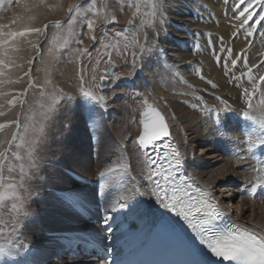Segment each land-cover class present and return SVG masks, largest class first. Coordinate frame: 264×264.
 Returning a JSON list of instances; mask_svg holds the SVG:
<instances>
[{
	"label": "rangeland",
	"instance_id": "rangeland-1",
	"mask_svg": "<svg viewBox=\"0 0 264 264\" xmlns=\"http://www.w3.org/2000/svg\"><path fill=\"white\" fill-rule=\"evenodd\" d=\"M173 1H175L176 5L179 3L181 4L182 2V0ZM197 1L200 4V0H195L194 3H196ZM168 2V0H165V5ZM93 3H95L96 5L95 9H93ZM147 3L148 0H0V59L4 58L3 52L5 46L3 45V41L7 37L8 33L24 31L28 28L42 29L41 34L31 33L23 38H18L13 44V47L16 49V51L9 53V56L14 61L13 65L10 67V69L0 68V71L6 72L5 76L0 77V81H3V83H0V112L4 113V115H0V124L8 125L3 130H0V151H5L8 148H6V143L10 140V138L12 139L13 133L17 131L15 124L11 123L12 121H19L21 127H23L25 124L31 123L35 124L38 127L43 126L45 130V137L41 140V143L39 144L37 149V155L40 158L39 166L38 168L33 169L30 178H27L25 180V186L29 188V193H24L27 202V210L30 202L34 197L33 193L36 195V192L32 190L31 185H33L35 181H38L37 183L40 186H46L48 185V179L51 180L53 177L57 179V176L54 173H52L49 178H47V174L45 172V176L42 174V160L44 159L43 151L45 144L43 141L50 133L49 131L47 132L48 129L46 127L48 126V122L50 123L51 121H54L56 119V115L62 113L59 119V122H61V124L59 125L61 127V132L58 137L60 139L63 138L66 150H69L70 147L74 146L75 152H77V154H80L77 158L75 157V159L85 157L86 159L93 160L94 163L89 166L86 165L87 161H76L77 169H82L80 172H85V175L87 176V173H89V178L82 175L81 173H75L68 170H58V173L61 174V178H69L77 185L91 188L93 192L90 195H87L88 193H80L79 195L75 196H64L68 192L63 193L57 189H50V191H52V193H50L54 194L51 196L52 198H50V201L53 202V204H55L57 208L62 209L63 213L68 212L72 216L77 215V218L82 219V221H80V224L84 223L85 220L79 217L78 214H76L74 205H84L88 210H93L99 207L105 210V215L116 214L121 219L126 218L121 211L115 213L106 211L110 208L105 202V197L109 196L115 190L114 187H120V185L121 187H124V191L123 193H120V196H126L127 190H125V188L126 186L128 187V181H130V178L132 177L129 171L127 174H124L121 169L117 174H114L112 179H109V182L104 185V188L107 187L106 189H104L107 192L102 191V184L105 182V178H102V183L100 185L101 189H97V187H91L87 185L86 182L89 180H91L89 182H93L94 180L96 181L98 177H101L100 175L98 177H95L94 174L100 173L105 165L109 162V160L110 162L112 160V163H114L115 166L125 165L124 158L126 155L120 152V150H123L122 145L124 141L122 139L120 141L116 137V135L113 134V127L109 126L116 123L117 117L121 115V107L117 112H114L112 109V101L116 98V94L114 93L119 87L121 88L122 86H124L123 88L125 89V93H127V95L132 94V87L130 85L132 82L127 80L128 78H126L125 76L131 73L132 70H134L136 67V63L135 66H133V57L131 55L133 51H135L136 53V58L137 56H139L143 61H145L147 57L150 59L152 55L156 54L159 51L158 48L161 49V47H164L162 41H158L157 38L158 31L155 30L157 24L154 27L148 26V24L150 23V19L146 15V13L150 11V8L146 6ZM236 3V0H228V2L226 0V3H222V5L227 10L228 7L232 9L234 8L233 12L235 13L237 9H235L234 4ZM77 4L81 7L80 13L75 15L70 14L68 9ZM137 4L140 6L139 12L136 8ZM212 7H214V5H212ZM176 8L178 7H175L173 10H175ZM209 12L214 18L216 17L215 12H217V9L212 8ZM224 14H226L225 11ZM70 15L73 16L74 21V23H72L71 25V36L68 35ZM259 15H264V12H260L259 8H257V16ZM200 16L203 20L201 14ZM112 17H115L114 21L111 20ZM229 17H232V15ZM158 18L159 15L157 14L156 19L159 22ZM256 18L257 17H254L253 19ZM89 20L93 21L94 30H89V28L87 27ZM56 22H59L62 27H54L53 25ZM230 24H228L229 27L232 26ZM45 25H48L47 29L44 28ZM262 25H264V22H261L260 24H251L250 28L248 25H245L244 28L240 27L244 29L245 32L250 31L252 34L255 32L253 38H249V35L244 37V39L247 40L246 43H249L248 45H244V54L247 53L246 55H250V57L253 56L254 61H246L248 62V64H252L250 65V67H252L253 70L256 69L258 71L256 72V77L264 75V26ZM252 28H255V31L251 30ZM125 29H127L130 33H134L139 38V41L140 38L145 36L147 32L150 38L148 43H146L147 45L145 44L144 48L150 49V51H145V54L144 52L143 54H141L140 44L135 48L129 47L125 49L123 46V42H121L119 50H113L112 48L105 49L104 45L111 44L118 39L117 37H115V33L124 31ZM238 31H234L237 37H239ZM256 32H260L261 35H259L260 38L258 40V49H255L253 44L250 45V42L255 43L256 41ZM93 36L95 37V39H92ZM64 37H67L66 44ZM227 41L228 39L223 42L225 46L228 45ZM34 45H38L39 49L37 50ZM50 49L51 54L49 51ZM82 49H87V53H80L79 50ZM106 51L111 53V65L108 64V58L104 54ZM144 56H146V58ZM41 57H43V59H41ZM30 60L32 61L31 63H29ZM183 64H185L184 70L186 72H189L186 75L183 74V76L190 80L184 82L189 84L192 87V90L184 89V91H178L175 85L172 86L170 84H166L164 81H161L162 79L158 78V81L150 80V78H148L146 75H143V81H145L146 90L151 93L154 98V101L152 102V105L154 107L160 108V106L158 105L160 103H163L164 106L168 109L169 103L172 101V99H175L174 97H182L184 98L183 100L188 102V104L192 106L194 105L199 110L203 109L204 107L208 110H211L212 112H214L215 118L221 117L220 115H224L225 113L227 115L228 113L231 117H227L228 119L233 118V120L235 119V121H240L241 119H236L231 114L232 112H239L241 114L240 117L244 119L242 113L245 111H249L247 101L245 102V104H243V108L240 109L234 108L233 105H228L226 102H224L228 100L222 93H218V98H213L214 100H210L209 98L200 95L201 91H205L212 95L214 94L215 87L211 85L213 83V79L211 77L202 76L203 79L200 80L201 75H195V71H199L198 67L200 65L197 60L192 59L191 61L183 62ZM110 67H113L115 76L107 81V86L105 88L98 90V95H103L105 97L106 106H101L96 104L94 101L86 100L82 95L81 89L89 88L92 86L93 75L97 76L98 82V76L102 75ZM179 70L183 71L182 68H179ZM25 73H29V75H25ZM81 75H83L84 81H81ZM231 75L232 76L227 79H231L229 83L233 82L239 77H242L241 73L237 75ZM232 78H234V80ZM9 80H11L12 83H9ZM160 82L163 83L165 87H167V89L169 88L168 91L165 87H161ZM30 84H34L35 87H30ZM240 87L241 88L237 90L244 89L243 85H241ZM261 87V91H258L251 100L254 109L251 110L252 113L250 112V114L253 115L254 118H256L257 115L260 118V114L254 113L258 111L255 107L259 106V104H264V85H262ZM171 90L174 96H172ZM20 93L26 94L24 96H20ZM13 99H16L17 101L15 105L9 103V101ZM126 102L127 101L124 102L125 107L128 106ZM73 104H75L76 106H73ZM210 106L212 107V109ZM222 106L224 107V111H222ZM130 115L131 114H129V116ZM129 116L127 118V121L129 119ZM131 117H133V115L130 116V119ZM221 118L216 119L219 121ZM175 121L178 122L177 118L175 119ZM79 123H81L82 126L86 125L87 127L85 126L86 128L82 130V127L79 126ZM244 123L245 125H243V129L247 127L249 129L257 128V130H259L257 125H253L245 120ZM247 123H250L249 127L247 126ZM132 124H135V117L132 118ZM225 128V132L227 133V135L231 134V132L229 131L230 129H228L226 126ZM213 131L210 130V134L214 135L218 132L217 129L214 131L215 133ZM240 136L243 137V135ZM79 139L80 141H82L80 145L78 144ZM253 139H255V136H253ZM203 146V149L205 150L210 149L209 144ZM13 151H17V149L13 147ZM98 155L101 156V164L96 162L99 158ZM210 155L214 158V156H217L218 153ZM206 157H208V155ZM215 161L216 159L214 161L210 160L212 165L209 166L210 168L213 169L219 166V162L217 164H214ZM63 165L67 166L68 164ZM4 175L6 176L7 180L9 176L7 168L5 169ZM11 175L18 179L17 172H13L11 173ZM241 177L242 176L238 175V180L236 181V183L231 182L223 186V189L227 191V195L231 194L230 192H228V190H232L233 187H238V184L241 181ZM108 193L109 195H107ZM91 196H94L95 200L90 199ZM96 200H98L101 204H97ZM40 201H42L41 196L39 198H36V204L38 207L36 206V209L31 212L32 214L34 212L35 213L28 216V220L31 223L32 227L46 223V219L44 218V209L46 207H43ZM246 202L248 204H256V202L248 201L247 198ZM260 205L264 206V204ZM40 210H43V214H41ZM38 211L40 212V214H38ZM129 211L132 212L131 209H129ZM0 215H3L5 219H10L7 208L0 212ZM26 219L27 218L25 216H20V225L16 233L17 238L22 241L25 246L22 251L24 253L29 251V253L31 254L37 251L38 253L42 254L46 247L36 242L35 237L32 238L33 235H30V233L24 234L23 228L25 227L24 223L27 221ZM114 221L117 222L119 221V219L113 217V219L109 223L111 224V222ZM125 221L127 222L130 220L126 218ZM130 223L133 226L134 223ZM121 225L122 224L118 225V227ZM90 226L95 227V229L87 230L86 232H80L79 230L67 232L73 234V237H78L77 240H79L81 239V233L99 236L98 234H96V231L101 232L104 225ZM99 228L101 229V231ZM7 231L8 230H6V232ZM63 232L64 231H60L56 233L50 230L47 234L51 235L52 233H56L55 235H57L58 239L62 236H65ZM118 238H115L114 241L116 242ZM124 240L126 241V239ZM0 242H3V240L0 239ZM29 245L32 247L28 248L27 246ZM56 254L54 255L53 260H57Z\"/></svg>",
	"mask_w": 264,
	"mask_h": 264
},
{
	"label": "bare ground",
	"instance_id": "bare-ground-1",
	"mask_svg": "<svg viewBox=\"0 0 264 264\" xmlns=\"http://www.w3.org/2000/svg\"><path fill=\"white\" fill-rule=\"evenodd\" d=\"M168 1L169 2L161 10L163 13L162 19L158 12L159 22L157 23V27L155 29L158 31V41H162L164 47H161V49L158 48L159 51L156 54L152 55L150 59L144 56L146 58L145 61L137 56L135 69L125 76L126 78H128L127 80L132 82L130 84L132 87V94L127 95V93H125V89L123 88L124 86H122L121 88L119 87L114 93L116 94V98L112 101L113 111L117 112L121 107V115L117 117L116 123H114L113 125H108L113 127V134L116 135V137L120 141L121 139L124 141L122 145L123 150H120V152L126 155L124 158V164L127 165L132 177H135V180H133L131 177L130 181H128V187L126 186L125 188V190H127L126 196H120V193H123L124 191L123 186L122 189L121 185L120 187L114 185L116 186L114 187L115 190L112 193L110 192V195L108 193L107 195L109 196L105 197V202L107 203V206L109 208L114 202L120 200L121 197L128 198V207L121 210V212H123L124 216L130 220L129 222H132L134 224L127 230V234L123 233V235L118 238L117 241L119 242H116L119 244L121 243L122 239H126V243L135 242L139 239H146L148 234L151 232V229L155 227L160 218L168 217L171 220V223L175 224V220H173V218L168 214L167 209L163 207V205L156 199L154 195L150 194L152 184L147 179L149 169L146 163V157L143 156V150L139 148L137 143L138 137L142 130L140 121L144 108L143 100L146 98L149 104H152V102L154 101L151 93L146 90V84L145 81H143V75H146L148 78H150V80H157L158 78L162 79L161 81H164L166 84H170L172 86L175 85L178 91H184V89L192 90V87L184 82L190 80L183 76V74L186 75L189 73L188 71L186 72L184 70L185 64H183V62L191 61L192 59L197 60L200 65L198 67L199 71H195V75H201L200 80H202V76L211 77L213 79V83L211 85H215V91L213 95L205 91H201L200 95L205 96L211 100L213 98H218V93H222L228 100L222 101L226 102L228 105H233L234 108L240 109L243 108V104H245L246 100L244 98L243 89H237L241 88L240 86L243 85L244 88H247L249 86L248 89L251 91L252 87L251 83L248 80V67H250V65L252 64H248L247 61L252 62L254 61V58L253 56L250 57V55H246L247 53L244 54V45L249 44L246 43L247 40L244 39V37L248 35V31L245 32L244 29L240 28L239 19L236 15L233 14L234 8L232 9L227 6L228 10L225 9L222 3H226V0H211V2L210 0H200V4L198 1L194 3L195 0H182L181 4L179 3L180 5H176L175 1L173 0ZM213 2L217 5H215ZM212 5H214V7H212ZM175 7L178 8L173 10ZM211 7L213 9H217V12H215V18L209 12L210 9H212ZM224 11L226 14H224ZM200 14L203 17V20L201 19ZM231 15L232 17H229ZM228 24L232 26L229 27ZM233 30L239 32V37L235 35V32ZM251 30L255 31V28H252ZM254 34L255 32L252 35H249V38H253ZM256 34L257 35L255 43L250 42V45L253 44L255 49H258V40L261 35L260 32H256ZM149 38L150 37L146 32L145 36L140 38V47H144L145 44L148 43ZM227 39L228 45L225 46L223 42ZM229 49L231 50V55H229L228 53ZM233 60L236 61L235 67H233L232 65ZM170 68H175L177 69V71L173 72L170 70ZM179 68H182L183 71L179 70ZM256 72H258L256 69H254L252 72L254 77H256ZM239 73L242 74V77H239L235 80L234 78H232L234 81L229 83L231 79H227L232 76L231 74L237 75ZM161 87L164 88L165 85L161 83ZM165 88L167 89V87ZM231 95L234 97H232ZM172 96L174 95L172 94ZM174 98L175 99H172V101L169 103L168 109L164 106L163 103H160L158 105L160 106V108H156L160 109V111L164 114L167 123H169V130L172 132L173 137L179 144L180 151L185 163V168L188 169L190 175L197 182V184L205 187L212 193L220 206L224 210H226V212L233 220H236L247 228H253L258 232L264 233V206H261L260 203L257 202L256 204H248L246 202V198L237 197V187H233L232 190H228V192L231 193L230 195H227V191L223 189L224 185H227V183L231 182L236 183V181L238 180V175L243 176L244 174L239 170L237 161H232L229 158H224V156L221 154L218 144L225 142L226 139H221L222 137L219 136L218 130L216 134H210V130L215 131L218 128L219 123L225 124L231 132V134H228L231 135L229 137L231 139H239L243 144L244 150L248 151V137L245 136L242 132L243 125L240 126V123L242 124V122L240 121L242 120L235 121V119L233 120V118L228 119L231 118L230 115L228 113L226 115V113L224 112V115H220L222 118L216 117L221 118L218 122H216L214 112H212L211 110H208L205 107H202L203 109L199 110L194 105L192 106L188 104V102L183 100L184 98L182 97ZM125 101H127V107H125ZM74 105L75 104H73V106ZM257 107L255 108L258 111L254 113L260 114V118L258 117V115L257 117H255L258 119H264V104H259V106ZM223 108L224 107L222 106V111H224ZM129 114L135 117V124H132L133 117H131L130 119L131 115L129 116ZM61 115L62 113L56 115V119L54 121H51L50 123L48 122V126L46 127L48 129L47 132L49 131L50 133L43 141L45 144L43 151L44 159L42 160V174L44 175L45 172L47 174V178H49L50 175L54 173L56 174L57 179L55 177H53L51 180L48 179V185L46 186H40L37 183L38 181H35V183L31 185V188L36 192V195L33 193L34 197L29 204V215L32 214L31 212L36 209V198H39L41 196L42 201H40V203L43 207H46L44 209V218L46 219V223L32 227L31 223L28 220V215L26 217L27 221L24 223L25 227L23 228L24 234L30 233V235H33L32 238L35 237L36 242L44 245L46 248L44 249V252L42 254L38 253L37 251H35V253L33 254L29 253V251L24 253L22 249H14V251L18 252V255L5 258L8 261V264L96 263L86 260H71L68 258V256L64 257L63 261H59L58 259L53 260L54 255L57 253V251L61 250L63 253H65L66 250H68L73 244H75V241L78 238L73 237V234L67 231L79 230L80 232H86L87 230L95 229V227L90 226L88 222L84 221V223L80 224V221H82V219L77 218V215L72 216L68 212L63 213L62 209L57 208L55 204L50 201V198H52L51 196L54 195L51 194L52 191H50V189H57L63 193L68 192L64 196H75L79 195L80 193H88L87 195H90L93 192L91 188L77 185L69 178H61V174L58 173L60 170H68L75 173H81L82 175L89 178L90 174L87 173V176L85 175V172H80L82 169L78 170L76 165L79 160H82L83 162L87 161L86 165L89 166L94 163L93 160L86 159L85 157L75 159V157L77 158L80 154H77V152H75L74 146L69 148L70 151L66 150L63 138L60 139L58 137L61 132V127L59 126L61 124V122H59ZM128 116L129 119L127 121ZM176 118L178 122L175 121ZM81 123H79V126H81L83 130L87 126H82ZM249 124L247 123L248 127ZM240 135H243V137ZM9 141H11V138ZM78 141V144L80 145L82 141H80V139ZM6 144L7 148L8 143ZM207 144H209L210 149H203V145ZM214 153H218L217 156H214V158L216 159L214 164H217L219 162V166L216 167L217 169H212L209 167L211 165L210 160H215L213 156L211 157L210 154ZM207 155L208 157H206ZM96 162L101 164V156H99ZM63 164L68 165L66 166ZM109 166H115V164L112 163V160L111 162L109 160V162L103 169ZM94 176L98 177L99 173H95ZM107 182H109V179H105V182L102 184L103 192L106 191L104 189H106L107 187L104 188V185H106ZM137 186H139L141 191L145 192L144 196L134 194L135 188ZM69 193H72L73 195ZM90 199L95 200V197L91 196ZM247 200L250 201L249 199ZM96 202L97 204H101L98 200H96ZM129 209H131L132 212H130ZM42 211L43 210H40L41 214H43ZM106 211L110 212L109 210ZM40 212L38 214H40ZM111 216L116 218L115 216L117 215L111 214ZM77 223H79L80 225ZM50 230L56 233L64 231L63 234L65 236L57 239V235H55L56 233H52L51 235L47 234ZM27 247L29 248L32 246L29 245ZM0 264H4V260H0Z\"/></svg>",
	"mask_w": 264,
	"mask_h": 264
},
{
	"label": "snow or ice",
	"instance_id": "snow-or-ice-1",
	"mask_svg": "<svg viewBox=\"0 0 264 264\" xmlns=\"http://www.w3.org/2000/svg\"><path fill=\"white\" fill-rule=\"evenodd\" d=\"M146 6L150 8V11L146 13L150 19L148 26L154 27L158 23L156 19L158 12L161 19L163 18L161 10L165 7V0H148ZM95 8L96 5L93 3V9ZM136 8L139 12L140 6L138 4ZM235 8L237 12L234 15L239 19L240 27L248 25L250 28L251 24L264 22V15L257 16V8H259L260 12H264V0H237ZM68 11L73 15L79 14L81 7L78 4L73 5ZM254 17L257 18L253 19ZM111 20L114 21L115 17H112ZM72 23H74L73 16L70 15L69 36L72 35ZM53 26L57 28L62 27L59 22H56ZM87 27L89 30H94L93 21L89 20ZM44 28L47 29L48 25H45ZM31 33L41 34L42 29L28 28L24 31L10 32L7 34V37L3 41V45L5 46L3 52L4 58L0 59V68L10 69L14 61L9 56V53L16 51L13 47L14 42L18 38H23ZM248 35H252V33L248 31ZM115 37L118 39L111 44L104 45L105 49L112 48L113 50H119L121 42H123L125 49L129 47L135 48L140 44L139 38L134 33L128 32L127 29L116 32ZM64 39L66 44L67 37H64ZM92 39H95V37L93 36ZM34 47L37 50L39 49L38 45H34ZM49 51L51 54V49ZM79 51L80 53L86 54L88 50L82 49ZM144 51H150V49L141 46V54ZM228 53L231 55L230 49ZM104 54L108 58V64L111 65V53L106 51ZM131 55L133 57V66H135V51ZM31 62L30 60L29 63ZM232 65L235 67V60L232 61ZM170 70L173 72L177 71L175 68H170ZM252 72V67H248V80L252 87L251 91L248 88L243 89L249 111L243 112L242 115L245 121L257 125L259 130L257 128L249 129L247 127L243 129V134L248 137L247 147L249 151L257 148L264 149V119L254 118L250 114L253 108L251 100L258 91H261V86L264 85V75L254 77ZM5 75V71H0V77ZM25 75H29V73H25ZM114 76L115 72L111 67L102 75L98 76V82L97 76L93 75L92 86L82 88V95L86 100L94 101L101 106H106L105 97L98 95V90L105 88L107 81ZM80 79L84 81L83 75H81ZM8 82L12 83L11 80ZM0 83H3V81H0ZM30 87H35V85L30 84ZM25 94L20 93L19 95L24 96ZM16 102V99L9 101L12 105H15ZM143 105L142 119L140 121L143 130L142 134L138 137L137 143L139 148L143 150V156L146 157V163L149 169L147 179L152 184L150 194L154 195L164 208L174 212L177 217H181L187 223L188 227L191 228L198 238L200 245L212 257L216 258L217 264H264V233L245 228L241 225H233L231 228L224 230L218 229L217 222L226 213L221 209L211 192L199 186L193 187L192 184L186 183L183 179L177 182L178 170L182 167L183 163L182 154L177 147L166 144L164 147L169 149V151L164 154L163 159L152 158L149 149H156L158 142L164 140L166 137H170L171 133L168 123L159 109L149 104L146 98L143 100ZM0 115H4V113L0 112ZM11 123L15 124L17 131L13 133L11 141L7 142L8 148L5 151H0V212L7 208L10 216V219H5L3 215H0V239L3 240V242H0V260H4V264H8L5 258L18 255V252L14 251V249H23L25 247L23 242L16 236L20 225V216L27 217L29 215L26 197L24 195V193H29V188L25 186V180L30 178L32 170L39 166L40 158L37 155V149L41 140L45 137L43 126L38 127L35 124L29 123L21 127L19 121H12ZM7 126L0 124V130H3ZM217 130L227 135L223 131L222 126L218 127ZM253 136H255V139H253ZM13 147L17 151H13ZM6 168L9 173L7 180L4 175ZM121 169L124 174H127L129 171L127 165L109 166L101 171L99 175L101 178L112 179L113 175L117 174ZM257 171L264 172V169H258ZM13 172L18 173V179L11 175ZM132 179L135 180V177H132ZM262 181H264V176L257 177V184L250 187L248 194L255 197L257 187H264V182ZM134 194L144 196L145 192L141 191L139 186H137ZM126 207H128V198L121 197L120 200H117L111 205L109 211L115 213ZM112 219L113 217L111 215L104 216L102 224L105 226V232L110 230L111 224L109 222ZM6 230L8 231L6 232ZM192 255L194 256L193 253ZM105 264H109V262L106 260ZM191 264H202V262L194 258Z\"/></svg>",
	"mask_w": 264,
	"mask_h": 264
},
{
	"label": "water",
	"instance_id": "water-1",
	"mask_svg": "<svg viewBox=\"0 0 264 264\" xmlns=\"http://www.w3.org/2000/svg\"><path fill=\"white\" fill-rule=\"evenodd\" d=\"M112 69H113V67H112ZM141 119H142V115H141Z\"/></svg>",
	"mask_w": 264,
	"mask_h": 264
}]
</instances>
